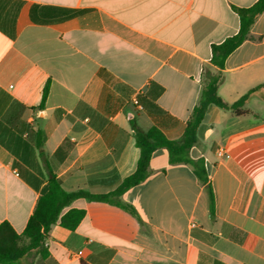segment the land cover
I'll use <instances>...</instances> for the list:
<instances>
[{"label":"crops","instance_id":"1","mask_svg":"<svg viewBox=\"0 0 264 264\" xmlns=\"http://www.w3.org/2000/svg\"><path fill=\"white\" fill-rule=\"evenodd\" d=\"M256 2L0 0V224L24 231L50 172L67 192L114 191L137 169L132 121L180 140L204 69L219 71L212 45L238 33L234 6ZM221 72L229 105L264 84V12ZM244 109L209 105L189 152L204 162L214 215L193 168L160 148L148 178L120 197L132 212L76 200L78 227L53 225L47 257L22 264H264V90Z\"/></svg>","mask_w":264,"mask_h":264},{"label":"trees","instance_id":"2","mask_svg":"<svg viewBox=\"0 0 264 264\" xmlns=\"http://www.w3.org/2000/svg\"><path fill=\"white\" fill-rule=\"evenodd\" d=\"M52 10L57 13L54 17L60 19H67L78 13L76 10L64 8H52ZM233 10L239 17V31L226 38L222 43L212 45L211 64L219 68V71L213 72L210 68L204 69L201 97L199 103L192 110L182 138L170 140L158 127L153 126L144 131L132 121L133 136L136 146L140 150L137 169L132 175L126 177L114 191L106 194H93L84 190L67 192L62 188L61 181L56 175L50 172L48 182L24 231L17 233L9 222L0 224V264H22L28 260L33 261L37 257L46 258L48 255L46 240L51 227L59 223L64 228L75 230L84 219L86 215L84 209H67L76 200L104 202L132 212L120 201V197L130 188L148 178L151 157L160 148L168 150L171 164L185 163L193 168L195 176L206 187L210 200V212L211 215H214V196L204 162L201 159L193 160L189 155L191 148L197 143V131L209 105L214 104L223 110H231L237 115H243L248 112L244 109L247 102L264 90V84L254 87L231 105L223 102L218 95V88L222 81L221 70L225 67V61L249 38L253 24L264 12V0H257L250 7L234 6ZM48 93L49 83L43 90L40 108L44 107ZM37 147L41 158L48 164L43 150V140L40 137L37 138Z\"/></svg>","mask_w":264,"mask_h":264},{"label":"built area","instance_id":"3","mask_svg":"<svg viewBox=\"0 0 264 264\" xmlns=\"http://www.w3.org/2000/svg\"><path fill=\"white\" fill-rule=\"evenodd\" d=\"M133 103L138 106L139 108L142 109L141 105H140V102L138 100V98H134L133 99ZM218 156L222 157L224 155V150L223 149H219L218 152H217Z\"/></svg>","mask_w":264,"mask_h":264}]
</instances>
